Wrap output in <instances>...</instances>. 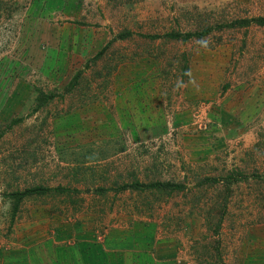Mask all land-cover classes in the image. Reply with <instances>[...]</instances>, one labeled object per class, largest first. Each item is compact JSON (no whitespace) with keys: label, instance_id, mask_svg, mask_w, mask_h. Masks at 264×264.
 Instances as JSON below:
<instances>
[{"label":"rangeland","instance_id":"obj_1","mask_svg":"<svg viewBox=\"0 0 264 264\" xmlns=\"http://www.w3.org/2000/svg\"><path fill=\"white\" fill-rule=\"evenodd\" d=\"M256 16L264 0H0V252L44 206L100 244L131 217L147 264H264V24L228 26ZM131 179L182 188L91 192ZM37 184L80 192L10 196Z\"/></svg>","mask_w":264,"mask_h":264},{"label":"crops","instance_id":"obj_2","mask_svg":"<svg viewBox=\"0 0 264 264\" xmlns=\"http://www.w3.org/2000/svg\"><path fill=\"white\" fill-rule=\"evenodd\" d=\"M41 209L43 210L37 215V212ZM41 209L36 207V209L31 210L29 208L26 212L29 219L18 220L19 222L16 226L21 229L22 233L14 235L13 242H11V250L0 252V264H82L79 258L90 260L91 264H147L148 261H151L150 257L146 256L144 258L142 257V259L139 257L141 252H149L145 248L151 243L149 235H144L142 248L139 247L138 250L137 248L132 249L131 247L134 244V238H130L129 234L135 231L134 229L131 231V227H138V222L132 221L131 217L117 222L124 223L126 228L119 229L125 233L130 228L128 230L130 232L129 234L120 237L117 235L118 228L114 225L115 228L109 227L107 229L106 239L100 244L92 241L91 235L88 232L87 240H85L86 236L80 235V232L78 234L72 231L69 232L71 229L75 230L70 227L72 223L60 225L63 231L65 230L63 236L62 228H58V217L48 211L49 207L43 206ZM53 223H57L56 226ZM67 229L69 230L67 231ZM79 235L82 236V239H75ZM78 245L80 247L85 246V251L87 250L90 254L87 256L83 254V249L81 250ZM121 247H125V250L133 251H116ZM89 255L90 257L87 258ZM254 256H257V254ZM254 260V262L251 260V262L243 264H262L260 255Z\"/></svg>","mask_w":264,"mask_h":264},{"label":"trees","instance_id":"obj_3","mask_svg":"<svg viewBox=\"0 0 264 264\" xmlns=\"http://www.w3.org/2000/svg\"><path fill=\"white\" fill-rule=\"evenodd\" d=\"M249 23H255L257 25H262L264 24V17L256 16L252 17L250 19H245V18H240V19H234L230 23H228V26H242V25H248ZM226 26V24H224ZM223 25H219L218 28H222ZM209 32L208 28L202 29L199 33H194L195 36H203L206 33ZM166 37L171 39H182V36L179 33L176 32H169L165 33ZM192 33H185L183 37L187 36H192ZM157 35H148L147 37L149 39H152L156 37ZM119 37H123L121 34ZM76 75H74L71 79L70 82L68 83V88L72 86V84L75 81ZM53 97L52 93L45 94L41 90H37L36 95H35V102L36 106H40L43 103H45L47 100ZM18 119H12L10 121L11 123L17 122ZM115 185H112L111 187H104V186H96L93 189H91V192L94 194H98L97 196H102L104 192L111 191L113 194H117L119 192H123L126 190H134V191H163L165 193H169L172 191H179L182 188V185L180 183H174L170 181H159V180H154V181H149V182H141L138 181L137 179H131L130 181L127 182H122V183H117L114 182ZM80 191L77 188H70V187H64L61 185H56L54 187H47L43 186L40 184L28 187L26 189H23L22 191H17L14 193H11L10 196L14 197L15 202L17 203L24 197L28 196H38V195H48V194H56V195H63V196H68L70 194H78ZM16 205V204H15Z\"/></svg>","mask_w":264,"mask_h":264}]
</instances>
